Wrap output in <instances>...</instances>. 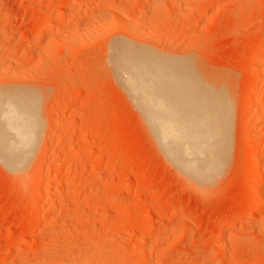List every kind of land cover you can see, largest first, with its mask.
Here are the masks:
<instances>
[{
    "label": "rangeland",
    "instance_id": "rangeland-1",
    "mask_svg": "<svg viewBox=\"0 0 264 264\" xmlns=\"http://www.w3.org/2000/svg\"><path fill=\"white\" fill-rule=\"evenodd\" d=\"M100 17L117 24L95 34ZM121 38L184 59L196 100L209 120L220 115L223 152L199 184L184 181L112 63ZM250 44L263 59L264 0H0V90L31 93L19 96L26 157L13 170L0 159V264H264V204L239 203L264 149V72L245 105ZM258 163L264 197V155Z\"/></svg>",
    "mask_w": 264,
    "mask_h": 264
},
{
    "label": "bare ground",
    "instance_id": "bare-ground-1",
    "mask_svg": "<svg viewBox=\"0 0 264 264\" xmlns=\"http://www.w3.org/2000/svg\"><path fill=\"white\" fill-rule=\"evenodd\" d=\"M62 5L64 6V3ZM60 8L62 9L64 7ZM100 18L101 19L98 18L96 20L97 22L94 21L95 24H92V26L94 25L93 28L90 26L91 31L95 34H99L100 32L105 33L110 27H114V25L117 24L116 22L112 21V17H108L107 19L105 17V20L103 19L104 17ZM123 19L124 18L119 20V26H122V28L123 26L124 28H127L128 25H124L126 22H123L125 20ZM130 30L131 28L129 29V31ZM41 35L37 34V32L36 35L32 34L34 42H38L41 38ZM131 40L132 39H130L129 41L128 39L125 40L121 38L112 43L111 48H113V53L111 55L115 60L112 63H116L117 66L122 67V69H125L124 71L127 72L128 77L125 80L129 84H127L130 87L129 90H132V92L134 93H138L134 94V96H139H135V98L141 100H139L138 102H141L140 106L143 107L142 110H144V112L149 117V120L151 121V123L149 121V124H152L154 130L156 131L157 138H159L158 141H160V143L162 144V149H167L170 155L169 159H172L171 162H174L173 164L176 165L175 168H177L180 173L184 175V181L189 184L195 181V183L199 184L204 177L210 174L208 170L211 168L212 170L214 169L219 160V153L223 152L217 151L222 149L224 145L222 143V140L224 139L220 140L213 134L214 127L218 126L217 124L220 121H218L220 115H218V118H216V120H214L215 117L213 120H211L213 116H210L212 114L205 111L203 106L204 103L202 102V100L200 98V100H196V98H198V95L194 92L193 88L191 87L190 80H188V69H185L183 66L184 59H176V57L173 58L163 53H159L158 51L157 53L155 52V50L152 51L149 48H145V46L141 45V42L139 43L138 41H136L135 43V41L132 40L131 42ZM137 42L139 44H137ZM239 48L234 49L233 53H237L239 51ZM261 49H263V47ZM256 52L257 49L253 44H250L245 54L248 63L250 64L248 65L251 66L252 64L251 68L249 69V74L251 77L249 83V86L251 88V97H249V100L245 103L247 107L251 106L250 104L254 100V96L257 94L256 92L258 91L257 89L260 85L259 83L261 80L259 79L260 81H258L257 79L259 78L258 73L264 72V50L258 53L260 54L258 55V57L261 56V54L263 55V59H260V57L258 58L259 61L255 58L257 57ZM186 65L188 68V63H186ZM119 67L118 69L121 70V68ZM120 72L122 74V71ZM126 72L124 73L126 74ZM127 74L125 76H127ZM4 89L7 90L8 88H3V90H0V159L3 161V165H8V168L10 166L9 169L11 170L13 166L19 165L20 162L26 157V149L29 142L28 131L30 121L27 120L25 116H29L30 118V115H23L24 113H26V111H28L26 109V111L24 110V107H27V105H20L22 100L20 101L19 96L22 95L19 94L17 96V94H15L19 93L21 89L18 88V91H16V87L12 89L9 87L7 91H9L10 89L11 91L15 90V93L9 92L10 94L7 93V91L4 92ZM23 93L24 92H22L21 94ZM27 94L30 96L31 93L29 94L27 91V93L22 97L24 98V96H26ZM30 99L31 98H29L28 100ZM256 100H254V102ZM254 102L252 104H255ZM225 103V105L228 106L229 99H226ZM262 103L263 104L262 106H260L259 110L264 109V101H262ZM30 111L32 110L30 109ZM256 111L258 113L257 121H263L264 114H259L260 111ZM22 116L24 117L22 118ZM208 116L212 117L210 119L211 121L209 120ZM218 128L219 127H217V129ZM244 140L246 142L249 141L248 135ZM259 150L250 158L249 161V170L250 172H252V185L246 190V192L241 196L239 200V203L246 202V205L248 204L249 207L255 205H258L260 207L264 204L263 187L260 184L263 174L258 163L259 157L264 155V149H262L260 152ZM54 170H56V168ZM59 170L60 169L58 168L56 172H59ZM67 180L68 179L64 181L66 182ZM196 180H198L199 183ZM64 181H61L60 183L62 184V182ZM50 185L48 184L49 188ZM61 186L62 185L60 184L56 185L57 191H60L59 189ZM42 187L43 186L41 181L40 185L37 184V189L35 191L36 198L34 200L36 209L34 214L32 215V218L35 220L40 219L43 216L41 209L46 202L45 198L43 197ZM27 194L30 195V192H28ZM27 194L25 191V195ZM242 218L243 216L241 215L233 218L228 223V228H232L237 225V223L240 222V219L241 221L243 220ZM210 235H212L214 239L217 240L220 233L218 231H215L214 229V231H212ZM2 239H4L3 235ZM12 244L20 245L22 247L24 241L16 240V242L13 241ZM220 254L222 256L223 252L221 251ZM228 262L230 263V259L225 258L224 260L221 259V261L217 264H227Z\"/></svg>",
    "mask_w": 264,
    "mask_h": 264
}]
</instances>
